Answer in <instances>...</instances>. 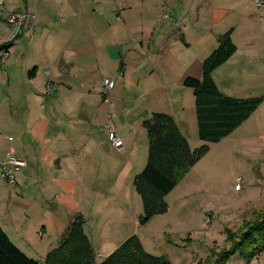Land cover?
Segmentation results:
<instances>
[{
  "label": "crops",
  "instance_id": "1",
  "mask_svg": "<svg viewBox=\"0 0 264 264\" xmlns=\"http://www.w3.org/2000/svg\"><path fill=\"white\" fill-rule=\"evenodd\" d=\"M254 5L253 0H182V8L173 10L180 27L162 28L165 37L176 30L170 43L157 49L156 7L141 11L130 0H2L0 165L10 151L26 164L15 188L0 177V227L22 252L44 262L78 213L85 217L98 260L137 234L143 203L132 182L145 166L133 172L131 163H125L110 182L105 176L110 169L99 165L102 155H109L102 148L111 133L125 139L129 148L135 139L131 132L107 127L114 116L113 106L104 100L103 74L109 66L118 65L123 79L129 60L143 67L164 59L167 74L174 64L178 86L185 87L187 77H202L203 62L219 46V37L232 30L237 49L213 71V79L227 96H262L263 101L231 134L211 144L190 171L200 177L199 183L219 185L221 172L237 166L224 161L236 159L234 155H249L264 171V5L257 14ZM21 11L29 16L17 32L6 18ZM159 38L158 45L164 37ZM5 50L9 54L3 60ZM156 79L152 77L154 88L167 90ZM49 81L58 85L50 95ZM111 94L116 98L115 87ZM202 143L199 138L190 145ZM207 174L213 178L205 180ZM234 190L241 193L243 187ZM133 220V231L120 228Z\"/></svg>",
  "mask_w": 264,
  "mask_h": 264
},
{
  "label": "rangeland",
  "instance_id": "2",
  "mask_svg": "<svg viewBox=\"0 0 264 264\" xmlns=\"http://www.w3.org/2000/svg\"><path fill=\"white\" fill-rule=\"evenodd\" d=\"M134 1L137 9L140 7L141 11L148 10L151 6L156 7L159 27L156 35L157 49H164L165 45L170 43L171 34L176 29L174 28V32L172 29L170 35L165 37V31L162 28L180 27L176 24L180 17L173 10L182 8V0H142V2L137 0L139 4L136 0H130L132 3ZM257 12L258 7L254 5L253 13L257 14ZM164 14L169 17L164 18ZM158 36L164 37L159 45ZM128 63L125 65L128 71L123 79L120 77L123 70L119 71L118 65L107 67L103 74L104 79L114 81L115 91H118L116 98L112 97L113 87L110 91L112 101L106 102L113 106L112 112H114L112 119L107 122L108 129L111 128L114 131L122 129L126 133L131 132L135 137L130 148L127 141L122 139L124 142L122 151L114 146L112 140L104 144L102 151L109 155H102L99 165L106 170L110 169V172L105 174L108 179L111 178L110 182L115 172L125 163H131L133 172L140 168L142 170L146 166L148 137L143 121L154 112L172 113L183 134L185 133L184 135L189 138L190 144L193 145L199 139L193 91L178 86L180 78L173 70L174 64L172 71L167 74L168 65H165L164 59L153 61L152 65L148 62L143 67H139L136 63ZM136 66L137 70L134 71ZM151 67L155 70L154 74ZM156 75V80L165 83L167 90L154 88L152 77ZM136 78L140 79L137 81ZM122 81L125 84H122ZM172 91L174 94L169 97L168 92ZM107 157L110 163L106 160ZM234 157L236 159L231 161H227V158L224 160L228 165L237 163V166L232 171L221 172V184L219 185L212 186L213 183L209 178L213 176L208 174L205 180L209 181L199 183L200 177H196L194 170L190 171L167 198L166 201L171 206L168 213L156 216L145 226L140 225L136 235L149 253L164 255L171 264H212L215 260V255L212 256L213 252L228 249L231 246L228 231L239 232L245 227L246 222H251L264 214L263 165L249 155H234ZM113 162L120 164L115 166ZM111 175L113 177H110ZM237 178L242 181L243 191L241 193L234 190L236 185L234 181ZM249 181H253V184L248 187ZM257 193H262V195L255 200ZM137 206L136 202L134 209L136 207L137 210ZM182 206H184L183 210ZM140 207L139 214L143 212L142 204ZM122 227L130 231L136 229L133 228L134 220L126 225H120V228ZM255 261L264 264V253L250 260L236 254L230 258L228 264H252Z\"/></svg>",
  "mask_w": 264,
  "mask_h": 264
},
{
  "label": "trees",
  "instance_id": "3",
  "mask_svg": "<svg viewBox=\"0 0 264 264\" xmlns=\"http://www.w3.org/2000/svg\"><path fill=\"white\" fill-rule=\"evenodd\" d=\"M231 34L232 30H229L219 37V46L203 62L202 77H187L183 83L193 91L198 136L203 142L199 147H191L175 118L168 113L154 112L143 121L148 137V161L132 182L142 198L141 226L168 213L166 196L209 152L211 144L231 134L263 101L262 96H227L213 79V71L237 49ZM85 221L83 214H76L59 245L48 252L42 263L22 252L0 227V264H171L166 256L149 253L136 234L98 260L85 231ZM244 226L239 232L228 231L231 246L213 252L215 260L212 264H228L236 254L250 260L264 253V214Z\"/></svg>",
  "mask_w": 264,
  "mask_h": 264
},
{
  "label": "built area",
  "instance_id": "4",
  "mask_svg": "<svg viewBox=\"0 0 264 264\" xmlns=\"http://www.w3.org/2000/svg\"><path fill=\"white\" fill-rule=\"evenodd\" d=\"M95 1H100V0H95ZM254 4L257 7H261L264 5V0H253ZM0 3H2V0H0ZM29 14L25 11L21 12H12L7 15L6 21L9 25L13 26V28L17 31L20 32L22 29L25 21L27 20ZM9 52L4 51L2 59L5 60L8 56ZM115 83L112 79H105L103 81V86H104V100L105 102H111V96H110V91L114 87ZM58 87L56 82L49 81L46 85V94H52V92ZM114 115V112L111 113V117ZM109 127V125H107ZM110 139L112 140V143L114 146L122 151L124 148V142L123 140L118 136L117 133H111L110 134ZM25 160L22 159L21 157H18L15 155L12 151H10L6 157L5 160L1 163L0 165V177L3 178L10 186L16 187L17 186V176L19 172H21L22 168L25 166ZM241 179L238 178L235 189L240 190L242 189L241 185ZM209 222V218L207 219V223ZM252 264H260V262L255 261L252 262Z\"/></svg>",
  "mask_w": 264,
  "mask_h": 264
}]
</instances>
